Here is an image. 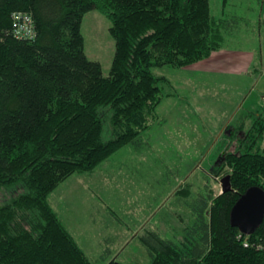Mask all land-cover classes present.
I'll list each match as a JSON object with an SVG mask.
<instances>
[{"label": "trees", "instance_id": "1", "mask_svg": "<svg viewBox=\"0 0 264 264\" xmlns=\"http://www.w3.org/2000/svg\"><path fill=\"white\" fill-rule=\"evenodd\" d=\"M93 10L112 23L109 75L85 52L82 24ZM14 13L31 17L34 39L15 35ZM225 22L213 18L211 0H0V189L16 190L0 205V264H94L50 195L127 146L141 150L170 95L169 80L157 71L186 68L228 48ZM252 110L229 132L233 148L214 171V178L230 175L232 189L194 191L181 236L140 235L149 264H264L256 247L264 223L245 237L248 247L230 224L240 195L264 189V107Z\"/></svg>", "mask_w": 264, "mask_h": 264}, {"label": "rangeland", "instance_id": "2", "mask_svg": "<svg viewBox=\"0 0 264 264\" xmlns=\"http://www.w3.org/2000/svg\"><path fill=\"white\" fill-rule=\"evenodd\" d=\"M258 1L259 0H226V3L223 4L222 0H211V9L212 16L216 21H220L221 19L226 20L225 26L221 27V29L225 37L224 42L228 44V48H240L241 51L245 49L256 50L257 62L262 65L264 61V35H261V33L264 32V13L260 16V12L255 11L258 7L260 8V6H258ZM229 24L232 26H229ZM111 26V21L97 10L88 12L82 24V33L85 39V52L90 60L98 61L102 64L105 75H109L110 73L116 50L115 40L110 32ZM157 73L164 75L165 72L159 69ZM164 77H166V75ZM166 78L169 82L164 85V90L166 95H170L166 96L165 99L170 97L181 98L177 92L182 93L183 90L175 85L170 77L167 76ZM259 78L260 75L258 76V79ZM262 88L264 89V83L262 84ZM262 88L261 86L255 88V94L258 100L257 107H255L252 112H257V108L258 110H263L264 98L262 94L264 92H262ZM158 113L160 116V109H158ZM256 117L257 114H255V118ZM197 118L198 119H195L192 125L188 124L190 127L181 129L183 134L187 136L189 144H183L175 140V134L173 135L175 138L167 135V139L158 143L160 144L159 147H154L155 153H151L147 149L142 148L141 150L143 151L138 152L131 161H128V164H130L137 162V158L143 159V162H137L138 170L133 173V179L138 180L139 178H144L152 181L154 173L152 171L146 172L144 169H161L165 171L167 168H174L177 165L171 163V154L173 158L178 160L179 165H181V172L184 171L183 175L187 169L190 167L192 168L191 173L193 177L190 181L192 182L194 190L201 188V185H209V187H214L216 195L222 193V187L219 181L214 178V171L217 163H214L212 168L208 169L205 160L206 157H209L211 154L212 156L210 157L214 158L215 155L217 156L216 160L219 156L221 158V154L223 152L225 153L228 145L223 147V143L217 141L215 138L216 136H220L222 139L223 136L221 133L222 131L220 132V130H218L219 126L216 116H198ZM241 118V116H238L233 122L232 127L237 128L242 121ZM217 119L220 120V118ZM214 130L215 132L213 133ZM218 132H220L219 135ZM196 136L198 141L197 139L195 141ZM203 156L206 157L204 158ZM124 157L127 158L128 155H124ZM121 158H123L122 152L116 154L115 159L121 160ZM218 165L219 164H217V166ZM132 166H136V164L134 163ZM206 171L207 173L209 172V175L204 173ZM103 174L104 173H102V176ZM126 175L127 173L116 174L119 180L125 178ZM177 175L179 176V174ZM111 176L112 175H108L105 178L110 179ZM95 177L96 175L92 181L91 177H88V174H84L83 176L80 174L72 175L52 192L49 197L51 204L66 223L67 228L78 240L79 244L84 249L88 246L94 248L96 251V256L92 259L94 264H106L107 261L113 258L122 264H149L150 255L148 250L142 246L140 242L131 243V245L122 249L119 254L102 255V245L106 246V242L99 240V233L97 231L103 228V224L102 222L97 224L92 223V221L95 217L97 218V222L104 217L109 221L113 220L106 215L107 208L119 206V202L114 200L115 197H113L118 194L119 190L116 191L118 185H115L113 188H110L111 184L106 186L105 184L94 186ZM98 177H101V175L98 174L97 178ZM160 181L162 185L165 184V175L160 177ZM143 183L138 184L137 188L142 189ZM182 186H184V183H182ZM180 187L181 184L178 183L177 189ZM15 191L16 190L1 188L0 205L11 199L16 194ZM161 192L163 194L162 187ZM152 201L153 199L150 198L149 202L151 203ZM165 201L166 199L164 200V198H162L160 204L157 205L158 208L156 207L157 203H153L154 208L151 210V213L144 218L145 226L154 228V230H157L168 238H171L170 236H173V238L174 236H181L182 233L180 231L187 225V222L185 224L181 223L179 218L188 221V213L183 207H169V204L164 203ZM187 209L189 210V207H187ZM108 210L110 209L108 208ZM67 218H69L71 223L67 222ZM165 219H167V224L164 223ZM121 234L129 236L127 231H122ZM97 240L101 242V245L97 243Z\"/></svg>", "mask_w": 264, "mask_h": 264}, {"label": "crops", "instance_id": "3", "mask_svg": "<svg viewBox=\"0 0 264 264\" xmlns=\"http://www.w3.org/2000/svg\"><path fill=\"white\" fill-rule=\"evenodd\" d=\"M258 6H260V8L258 7L255 11L260 12L261 16L264 13V0H259ZM262 34L264 35V32H262L261 35ZM161 70L165 72L164 75L160 73L157 74L170 77L172 82L182 89L183 92H177L181 98L170 97L165 99L160 105L161 121L154 125L144 135V148H142L147 149L151 153H155L154 147H159L160 144L158 143L167 139V135L172 138L176 136L175 140L183 144H189L187 136L183 134L181 129L190 127L188 124L192 125L195 119H198V116L207 117L209 115L216 116L219 126V128H217L220 132L222 131L221 133L223 134V136L221 135L222 139L220 136L215 137L214 135V137L217 141L223 143V147L225 145L232 147L233 142L229 137L231 128H234L232 124L238 116L245 118L247 115H250V113L247 114L248 111L257 107L258 98L255 94V88L258 86L262 88V84L264 83V61L262 65L258 64L256 50L245 49L241 51L240 48H225L213 52L207 59L186 68L175 69L172 67H163ZM259 75L260 78L258 79ZM261 90L264 92L263 88ZM262 97L264 98V93ZM217 118H220V120ZM214 132L215 130L213 133ZM220 132H218V135ZM174 134L175 136H173ZM196 139L197 136L195 141ZM141 151L143 150L136 151L133 147L127 146L120 151L123 153L124 160L123 158H121V160L115 159L116 154L120 153L118 152L110 157L100 169L88 175V177H91L92 181L96 175L94 186L102 184L106 186L111 184L110 188H113L115 185H118L116 191L119 190L118 194L113 196L115 197L114 200L119 202V206L112 207L113 209L108 207L110 210L107 208L106 215L113 220L109 221L104 217L97 222V218L95 217L92 221V223L97 224L102 222L103 224V228L97 231L99 233V240L106 242V246L102 245V255L119 254L122 249L131 245V243L140 242V235L146 231H157L154 230V228L145 226L144 218L151 213V210L154 208L153 203L156 202L157 207L162 198H164V200L166 199L164 203L169 204V207H183L187 211L189 216L188 221L179 218L180 222L185 224L186 222L189 223L192 217L194 202L192 193L196 191L197 193L208 194L207 192L210 188L216 192L214 187H209V185H201V188L194 190L192 182L190 181L193 177L191 173L192 168L190 167L187 169L183 175L184 171L181 172V165H179L178 160L173 158L171 154L170 161L177 166L174 168H167L165 171L161 169H144L146 172L152 171L154 173L153 180L150 181L144 178L134 180L132 175L138 170L137 162L141 163L143 159H138L136 157L137 162L130 164H128V161H131L132 158ZM223 154L224 152L221 155ZM124 155H128V157L125 158ZM210 156H212V154ZM210 156H203L204 158L206 157L205 162H207L206 166L208 169L212 168L214 163H218L220 158L219 156L216 160V155L214 158ZM134 163L136 166H132ZM102 173H104L103 176ZM118 173H127V175L125 178L119 180L116 176ZM204 173L209 175L207 171ZM98 174L101 175V177L97 178ZM177 174H179V176ZM80 175L83 176L84 174ZM108 175H112L110 179L105 178ZM164 175L165 184L162 185L160 177ZM142 183L143 188L138 189L137 185ZM178 183L181 184L179 189H177ZM182 183H184V186H182ZM161 187L163 194L161 192ZM150 198L153 199L151 203L149 202ZM187 207H189V210ZM166 220L167 219L164 220L165 224H167ZM67 222L71 223L69 218H67ZM64 224L66 226L65 222ZM185 227L186 225L184 228ZM122 231H127L129 236L122 235ZM180 232L182 233L183 230ZM161 235L168 238L163 234ZM99 240H97V243L101 245ZM140 244L142 243L140 242ZM81 248L91 260L94 259L93 257L96 256L94 248H90V246L86 249L82 246Z\"/></svg>", "mask_w": 264, "mask_h": 264}, {"label": "water", "instance_id": "4", "mask_svg": "<svg viewBox=\"0 0 264 264\" xmlns=\"http://www.w3.org/2000/svg\"><path fill=\"white\" fill-rule=\"evenodd\" d=\"M232 189L231 176L222 179V192ZM264 222V189L252 186L233 205L230 211V224L245 235L254 234Z\"/></svg>", "mask_w": 264, "mask_h": 264}, {"label": "built area", "instance_id": "5", "mask_svg": "<svg viewBox=\"0 0 264 264\" xmlns=\"http://www.w3.org/2000/svg\"><path fill=\"white\" fill-rule=\"evenodd\" d=\"M13 18L15 20V26H16L15 35L20 38L34 39L35 30L33 26V20L31 19V17L27 14L14 13ZM222 179H223L222 176L215 177V180L219 181L221 187H222ZM245 237H249V236L243 233H241L238 236L239 239H242V238L244 239L243 240L244 245L248 247L250 246V243L247 240H245ZM263 239H264V231H263L262 236L256 242L257 249L264 250V240Z\"/></svg>", "mask_w": 264, "mask_h": 264}]
</instances>
